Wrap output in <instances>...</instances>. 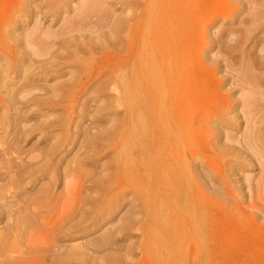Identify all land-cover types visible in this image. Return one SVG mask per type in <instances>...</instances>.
Instances as JSON below:
<instances>
[{
	"label": "bare ground",
	"instance_id": "1",
	"mask_svg": "<svg viewBox=\"0 0 264 264\" xmlns=\"http://www.w3.org/2000/svg\"><path fill=\"white\" fill-rule=\"evenodd\" d=\"M72 1H76L77 7L82 5L81 11L74 10V13L77 12V18H85L87 15V18L93 19V14L91 17L88 14L98 11L96 17L100 10L104 9L99 3L103 4L105 0H95L94 3L93 0H88L90 3L84 0H78L79 3L77 0H55L54 4H49V0L47 6L52 11L51 8L55 5L51 12L53 13L61 6L67 9V5ZM210 1L145 0L144 13L134 14L132 7L136 2L116 0V3L127 7L129 16L109 22L107 29H102L98 25L99 22L90 20L88 24L94 23L90 28L96 29L98 26L100 32L96 29L98 34L90 29L86 32L89 35L86 36V30L77 31L79 35L74 36H79V45L78 42L75 44L78 38L70 36L69 33H66L70 37L69 40L63 39L59 42L56 39L65 34L68 30L66 27L64 33L53 34L54 38L49 34L52 37L50 39H56L59 43L53 41L57 46L56 49L52 48L56 51L50 55L47 49L43 50L47 53H43L45 56L41 54L44 60L39 61L38 72L52 70L57 73L67 62L76 63L79 67L76 71L68 73L69 79L66 82L47 87L42 85L41 90L39 89L42 94L40 93L36 101L45 109L55 111L62 106L66 111L68 107L73 109V102L78 96L84 97L80 111V119L83 122H74L72 115L57 120L64 132L68 133L73 126L78 131L74 136L59 137L55 143L47 144L48 149H45L46 152L35 164H27L19 158L18 155L21 154L18 152L22 142L19 137L14 136L11 140L0 138V183L8 179L6 177L9 172L5 169L10 165L19 177V191L22 189L24 192L11 196L10 214L8 211L4 212L7 216L10 215V253L13 250L12 239H23L25 235H20L22 228L34 224L36 218L44 214V206H50L56 199L53 198L52 187L53 184L59 183L56 180L58 178L60 181L70 179L75 182L73 198L76 203L57 224L50 227L46 234L49 246H46L45 250L27 248L23 253L27 256L35 255L32 259L42 260L40 264H125L127 260H131L134 246L123 244L124 240L129 237V232L138 230L142 232V241L137 245V249L142 253L141 263L216 264L215 258L219 257L217 251L226 252L225 245L235 240L232 232L237 228L241 229L242 236L238 239L237 248L230 253L236 257H248L247 254H251V257H256L254 259L257 264H264V232L257 233V222L264 220V208L258 201H252V211L255 209L256 214L246 218V223L241 218L230 215L226 207L218 201H212L215 198L220 200L224 193L221 187H215L211 183L212 178H217L216 174L223 173V168L215 172L202 167L205 152H210L220 159L241 161V154L234 146L222 143L220 130L225 129L221 123H229L228 127L234 123L232 113L241 112L243 116H247L256 101L255 97H264V37H260L264 33V0L230 1L239 6L247 17H236L233 21L236 27L223 32V25L217 26L218 15L225 13L212 16L207 23L204 21L206 14L213 10L209 7L212 3ZM35 5L29 4L40 11ZM228 6L234 14L240 11L230 4ZM18 12L21 13L20 10L16 13ZM36 12L31 10L32 19L39 15ZM42 14L40 12L39 19H42ZM103 15L99 14L95 20H103ZM14 19L16 20V17L13 21ZM32 21L34 23L36 19ZM78 22L86 23L83 26L89 28L86 21ZM72 23L73 27L77 24L76 20ZM72 26L71 33H76ZM102 27L106 28L105 25ZM68 28L70 30V27ZM215 29L219 31L216 32ZM91 31L98 35L96 40ZM84 33L82 40L83 37H90L94 41L82 42L80 34ZM45 34L46 37L48 33ZM37 38L39 43L44 40ZM73 38H76L74 43L70 41ZM34 39H28L33 43L28 45L27 41L26 46L31 48ZM45 40L49 41L48 36ZM199 41L211 47L217 45L219 49L224 48V53L219 55L220 60L214 61L212 57L192 60L188 51ZM34 45L36 46V42ZM96 50L101 55L99 58L94 56V51L98 55ZM250 50L254 52L250 54ZM236 52H239V57L231 60L227 56L228 53ZM233 60L238 63L237 70L242 72V77L235 75L231 78L244 86L239 88L240 97L234 99L235 104L231 106L226 97L219 94V81L214 83L208 80L206 75L213 74L215 66L224 77L227 75L225 68H229ZM244 73H250V76L247 77ZM188 74H191V78ZM228 82L233 84L229 80H226L225 84ZM90 102L94 103V106L89 105ZM12 103L10 110L18 112L19 103L16 98L12 99ZM208 108L216 111L211 129L205 117ZM194 110L196 113L192 116ZM102 116L113 119L109 123H101L98 118ZM91 126H94V132H91ZM250 132L244 138L246 141H242L249 150L264 158V131L255 129ZM232 139L230 137L228 140ZM234 139L238 144L237 138ZM73 146L78 147L76 152ZM108 151L113 152L108 163L114 165L115 172L108 173L111 167L105 166L106 173L101 176L97 175L103 171L99 174L93 173L94 175L88 173L86 166L100 161ZM68 156L70 159L67 160ZM107 157L103 156L102 159ZM241 166L240 163L238 168ZM248 171L250 170L244 172ZM261 172V178H264ZM23 176L27 177L28 182L24 183ZM43 176H53L54 182L47 180L43 183ZM25 185L33 186L28 199ZM127 189L134 190L140 205L135 204V199L127 200ZM91 194L95 196L90 197ZM207 195L210 197L207 198ZM19 202H24L22 208L18 206ZM5 204L4 209L9 206V203ZM139 206L145 210L143 218L140 217ZM213 214L228 217L229 224L217 228L209 226L208 220ZM83 235L87 236L80 237ZM212 237L213 240L217 239L214 240L217 242L214 253L209 250ZM207 239L209 241H206ZM207 242L206 250H199L201 246L197 247L199 249H193L191 246ZM219 255L221 256V253ZM13 261L15 262V259Z\"/></svg>",
	"mask_w": 264,
	"mask_h": 264
},
{
	"label": "rangeland",
	"instance_id": "2",
	"mask_svg": "<svg viewBox=\"0 0 264 264\" xmlns=\"http://www.w3.org/2000/svg\"><path fill=\"white\" fill-rule=\"evenodd\" d=\"M48 1L49 0H37V1L24 0L22 2V0H0V138H3L5 140H11V138H13L14 136L19 137L22 140V142L20 143V150L18 152L21 154V156L20 155L18 156L19 158H22L27 164L28 163L35 164L36 162H38L41 159V156L46 152L45 149L46 150L48 149L47 148L48 145L58 141L60 139L59 137H65L66 135L74 136V134L77 133L78 130H75L74 126L71 127L69 131H67L68 133L64 132V128L62 126L59 127V123H58L59 120L65 119L69 115H72L73 117L72 119L74 120V122H83L80 119L81 118L80 111L82 109L81 103L84 97L78 96L73 102V104L75 103L72 107L73 109L68 107L66 111L63 110L62 106L61 108H58L55 111H52L53 109H45L36 101L37 98L40 97L39 96L40 93L42 94V92H39V89L42 87V85L47 87V86L66 82L69 79L68 73H70L71 71H76L79 67L76 63H71L70 59H68L70 63L67 62L64 65H62L63 69L57 73L52 70L42 71L39 73L37 70L39 66V61L40 60L42 61V59L44 60V58H41V57H44L45 54L47 53L46 51H43V50L47 49L50 55L51 52L53 53L54 50L56 49L57 45L56 46L54 45L56 41H57L56 43L58 44L60 41H63V39L69 40L70 39V37H68L69 35L76 37L74 36V34H78V32H80L81 29H82L81 31L83 32L86 30L85 33L87 31H90L91 29L90 25L92 24L91 26H93L95 21H97V23L98 22L100 23V24L98 23V25H100L102 29H107L106 25L108 26L110 24L109 22L112 23V21L116 20L117 18H124V17L129 16V14L127 13V7L123 5L122 3L120 5L119 2H117L119 3L117 4L116 0H105L103 4L99 3L101 7H104V9L100 10L99 12L100 16L103 15L105 11L103 15L104 17L103 20H101L102 19L101 17H100L101 18L100 20H98L99 18L95 20L96 17H99L98 16L99 14H97V16L95 17V14L98 12L96 11L95 14L93 12H90L91 13L90 15L88 14V16L90 17L93 14L94 15V17L92 15L93 19L87 18V15L84 16L85 18L89 19L88 21L87 19L83 20L85 18H81V17L77 18V12L74 13V10L81 11L82 5L79 4L81 8L77 7L78 4L76 5L75 3L76 1L74 2L72 1V3L74 4L69 3L70 5H67L68 6L67 9H65L66 7L64 6H61L59 9L57 8L58 11L55 10L53 12L54 14L51 12L54 10L55 5L53 8H51L52 11H50L49 9L50 7L47 6V3H49ZM54 1L55 0H50L49 4L51 3L54 4ZM133 1H134L133 3L136 2L135 6L132 7L134 14H137V13L143 14L146 9L145 0H133ZM230 1L232 0H211L210 2L212 3H210L209 7L213 10L212 12L206 14L207 16L205 17L204 21L205 22L209 21L210 18L212 19V16L214 15L216 16L218 14L225 13V15L224 14L218 15L219 23L217 26L223 25L222 26L223 28L221 27L222 32L229 30L231 28H235L236 26L234 25L233 21L236 19V17L240 16L241 18L245 19L247 15L246 13L242 12L239 6L237 7L236 4H233V2H230ZM26 2H28L31 6L33 4L35 5V3H40L39 5L36 4L35 7L37 9H41L42 11L41 10L39 11V10H36L35 8L30 7L28 3L26 4ZM84 2L90 3V1L88 0H84ZM94 2L95 0H93V3ZM228 4L232 5V7L234 8L235 7L239 8L240 11L234 14V11H232L231 7L228 6ZM25 5L26 6L28 5L27 7H29L30 10ZM215 8H218L219 10ZM18 9L21 11V13L18 12L20 16L16 13L17 11H19ZM23 9L24 10L27 9L30 12L28 11L27 13V10L24 11ZM32 9L34 10V12L39 11V13L36 12L39 14L38 16H40V12L41 14L43 12L42 14L43 17L41 16L42 19L41 18L39 19L38 16H34L33 19L34 20L36 19V21H34L35 24L33 23L32 21L33 19L30 14ZM62 9L64 12L62 11ZM60 11H61V14H59ZM69 11H72L73 13L72 12L70 13ZM80 11H78V13H80ZM214 11L215 12L220 11V12L219 13L217 12L216 14H214L215 13ZM23 13L25 15H21ZM55 13L56 15L59 14L60 17L59 15L56 17ZM52 14L55 16H53ZM63 15H65L66 17H64ZM14 16L16 17V20L14 19L13 21V18H15ZM105 19H106V22H105ZM75 20H76V23L77 21H80V20L86 21L87 24L88 22H91L90 20H93L94 23L88 24L89 30L85 28V25L83 26V24H86L84 22L83 23L78 22L82 25L80 26L77 23L79 26L75 28V26L77 25L76 23L74 27L72 26L74 24L72 22H75ZM69 21H71L70 22L71 24L68 23ZM20 22L21 24L22 23L23 24L21 25ZM225 23L227 25H224ZM19 24L20 26L18 28L17 26ZM103 25H105L106 28L102 27ZM71 26L73 27V31L76 33H71L72 32ZM22 27L25 29H22ZM65 27L68 30H69L68 27H70V30L69 31L67 30L68 31L67 32ZM96 27L95 28L98 30L99 27L98 26ZM20 29H22L23 31ZM34 29L36 30L34 31ZM96 29L92 28L91 30L96 31ZM218 29L221 30L220 27ZM218 29H215L216 32L219 31ZM60 30L62 32H60ZM63 30L66 31L65 34L61 35L60 38H56L59 40V42L56 39H53V40L50 39L53 37L52 36L53 34L64 33ZM106 31L107 30H105V32ZM96 32H94V34L93 32L91 33V35L92 34L95 35V37L93 36L94 40H96L95 39L97 35ZM32 33H33V36H32ZM45 33L46 34L48 33V34L46 35ZM66 33L67 34L69 33V35H66ZM85 33L84 35L80 34V37L85 36ZM26 34L29 37L31 36V38L33 37V39L36 37L34 39L35 40L34 44L36 42V46L33 44L34 47L33 46L31 48L27 47L29 44H32L33 42H29L31 38L27 37ZM44 34L46 35V37L44 36ZM49 34L52 37H50ZM88 35L89 34H87L86 36ZM24 36L26 38H24ZM47 36L49 38V41L45 40V38L47 39ZM22 37L24 39H22ZM37 37H41V39L42 38L44 39V40L42 39L43 42L40 39V41L42 42V43L40 42L41 44L39 43V38ZM260 37L263 38L264 33H262ZM76 38H78L77 41H76ZM76 38H73V40L71 39L70 41H73L74 43V39H75L76 41L75 44L78 42L77 44L79 45V42H81L79 40V36ZM85 38L87 37H83V40L85 41L87 40H90V42L94 41V40H91L90 37H88V39H85ZM33 39L31 41H33ZM81 40H82V37H81ZM83 40L82 42H84ZM27 41H28V45L26 46ZM44 41H46L45 42L46 45L45 44L43 45ZM53 41L55 42L53 43ZM88 42L89 41H87V43ZM40 45H41V48L44 47V49L39 48ZM52 47H54L55 49ZM37 50H40L42 53L39 51L40 52V55H39V52ZM84 50L85 48L83 49V52ZM224 51H225L224 48L219 49L217 45L211 47L209 44L205 45L199 41L195 43L194 46H192V48L188 51V55L190 56L192 60H196V61L205 60L206 57H212L214 61L215 60L217 61V60H220L219 55L223 54ZM59 52L61 53L62 51H58V53ZM96 52L98 53V55H96L94 51L95 57L101 56L99 55V52L97 50ZM253 52L254 50H250L249 53L252 54ZM41 54H43L44 56H41ZM49 55H46V56H49ZM68 56L70 58V55ZM227 56H229V58L232 60L236 57H239L240 54L239 52L228 53ZM45 59H48V58L45 57ZM231 62L232 63L230 64V67L225 68V72H227V75H225L224 77H223L224 74L219 73V70L216 69L215 66H214V69H215L214 73L213 74L210 73L211 75L208 74L206 76L208 77L207 78L208 80L214 81V83H218L219 81V85H218L219 94L223 97H226L229 105L233 106L235 104L234 99H238L240 97L241 92L239 88L244 85L241 84L239 81L234 80V78L232 80L231 76L237 75V76L242 77L241 75L242 72H239L237 70L238 63L236 64L234 60ZM244 75H247L248 77L250 76V73H246V74L244 73ZM188 77L191 78V74H188ZM193 77L195 78L194 75ZM226 80H229L233 84L230 85V83L228 82V84L226 85L225 84ZM15 98H16V101H18L19 103L18 112L10 110V106L13 105L12 99H15ZM255 98H256V101L251 109V112L247 114V116H243L241 112L239 111L240 113L238 114L232 113L231 117L234 119V123L231 124L230 127L227 126L229 123L227 124L226 122L221 123L223 128L225 129L224 131L220 130V134H221L220 140L222 139V143H226V144L234 146L239 151V154H241V158H239L241 161H238L239 162L238 163L234 159H231V158L220 159L219 157H217L216 155H213L210 152H205L206 155L205 153L204 155L206 157L202 158V160L204 159L202 163V167L205 170H209V171L213 170L216 172L217 170L223 168V173L221 172V174L219 173L218 175L216 174L217 178H212L213 182L211 183L214 184L215 187H221V189L224 190V193L221 196L220 200H217L215 198V199H212V201H218V203L226 207V210L230 213V215H234L238 218H241L242 221L245 223L247 222L246 218L252 217V215L256 214L255 209L253 210L254 212L252 211L253 209L251 207L252 201H256V202L258 201L259 204L264 208V204H263L264 201L261 202V198L262 197L264 198L263 196L264 195V178H261L262 175L260 174V172L262 171L261 173H263L264 175V158L260 157V155L256 154L253 150H249L246 147V143H244L246 141L244 140V138H246L249 135V133H251L250 132L251 130L258 129V130H261V132L264 131V97L263 99H261L260 96H257ZM93 104L94 103L92 102L89 103V105L91 106H94ZM195 113L196 112L194 110L192 116H194ZM215 114H216V111L213 110V108L206 109L205 117L207 118V121L210 123L208 124L210 129L212 128L211 122L213 121V117L215 116ZM83 115H85V112ZM112 119L113 117L102 116L101 118H98V121H100L101 123L103 122L109 123V121ZM94 129H95L94 126H91V132H94L95 131ZM230 137H232L233 139L228 140L230 139ZM235 137L239 141L238 144H237V141H234ZM242 139L244 140V142L242 141ZM240 142H243V143L241 144ZM43 148L44 150H42ZM73 149H74V152H76L78 150V147L73 146ZM103 156H106V157L108 156V157L107 159H104V158L102 159ZM103 156L101 157L100 161L87 165L88 167L86 166L85 168L86 171L92 174L93 173L99 174L100 172L103 171L100 175H97V176H101L102 174L106 173V171L104 170L105 166H110L111 168L108 170V173H114L115 172L114 165H111V164L109 165L108 163L109 159L113 156V152L109 153L108 151ZM68 159H70V156L67 157V160ZM230 160H234V162ZM240 163L242 164V166L238 168ZM244 169L245 170L249 169L250 171L244 172L245 171ZM5 171L9 172V173L6 172L7 173L6 178L8 179H6L3 183H0V204H1L0 205V264H40L42 260L38 261L37 258L34 260L32 259L35 255L27 256V255H24L23 253L25 252L27 248H29L30 250L33 248L34 250L36 249L39 251V250H45L46 246H49V243L46 242L47 241L46 234L49 231L50 227L57 224L67 214V212L72 209V207L76 203L75 199L73 198V195L75 194L76 184L75 182L70 181V179H65L64 181H60L58 178H56V180H58L59 183L53 184V187H52L53 198L56 197V199L53 201V203L50 206H44V214L38 216L34 224L25 225L22 228L20 235L21 236L22 234L25 235L23 239L21 238L20 235L18 239L21 238V240L12 239L14 243H12L11 247L13 248V250L10 253V232L8 228V226L10 227V215L7 216V214H5L4 212L8 211V213L10 214L11 196H15L17 194H22V193L24 194V192L22 191V189L19 191V186H18V181H17V178L19 177H17V175L15 174V169L13 167H10L9 165L6 167ZM48 177L50 176L42 177L43 183H45L47 180H53L54 182V178H52L53 176L50 178ZM94 178L96 177L94 176ZM23 181L24 183L28 182L26 176H23ZM65 182L69 184L66 186L64 185L66 184ZM28 187L26 186L27 192H28V196H26L27 199L29 198V195H31L30 192L33 186L28 185ZM126 194L128 195L127 197L128 201L135 199V204L140 205L139 201L137 200V195L133 189H129V190L127 189ZM94 196L95 195L93 194L90 195V197H94ZM209 197L210 196L207 195V198ZM5 203L6 204L9 203L8 204L9 206L5 208L6 210L3 207L4 206L3 204ZM23 204L24 202H19L18 206L22 208ZM138 210L141 212L140 217L143 218L145 215V212H144L145 210L141 206L138 207ZM34 211H35V208H34ZM229 222L230 221L228 217L219 216V215L217 216L213 214V216H211V218L208 220V225L209 226L212 225L214 226V228H217V226L219 227L227 226ZM257 225H258L257 233L262 234L264 232V220L258 221ZM90 235H92V233H90ZM232 235L235 240H231L228 244L225 245L224 251L226 252L225 253L220 252L221 253V256H220L219 255L220 253L217 251V255L219 257L216 256L215 258L217 262L216 264L218 263L219 264H257L254 259L256 257L254 256L251 257L252 256L251 254H247L250 257L249 256L247 257L246 255L241 256V257L240 256L236 257V256H233L234 255L233 253H230L235 248H237V246L239 245L238 239L242 236L241 229L240 228L234 229L232 232ZM85 236L87 235H83L80 237H85ZM128 236L129 237H127L124 240L123 244L128 245V246H134V249H133L134 251L133 250H132L133 252L131 251V253H133V255L130 254L131 260H127L125 264H146V263H141L142 253L140 252L139 249H137V245L140 244L142 241L141 230L129 232ZM73 237L74 236H72V239ZM213 237L211 238L212 240L209 241V239H207L206 241L211 242L212 244L211 248L212 246H214L213 249L209 247V250H211V252L214 253L215 248H216L215 246H217V242H214V240H217V239L215 238L213 240ZM57 243H60V241H57ZM200 244L198 245L196 244V246L191 244V246L193 249H199L197 247L201 246L199 250H202V248L206 250V248H208L207 246L208 242L204 244L202 243ZM258 247H261V245H258ZM13 259H15V262L13 261Z\"/></svg>",
	"mask_w": 264,
	"mask_h": 264
}]
</instances>
